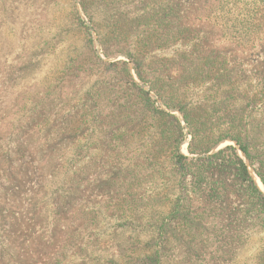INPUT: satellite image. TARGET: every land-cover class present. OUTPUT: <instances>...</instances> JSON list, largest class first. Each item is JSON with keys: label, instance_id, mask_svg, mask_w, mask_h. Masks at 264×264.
Masks as SVG:
<instances>
[{"label": "trees", "instance_id": "16d2710c", "mask_svg": "<svg viewBox=\"0 0 264 264\" xmlns=\"http://www.w3.org/2000/svg\"><path fill=\"white\" fill-rule=\"evenodd\" d=\"M232 1L0 0L9 24L24 17L29 27L36 20L16 73L36 77L45 92L39 103L45 125L13 157L32 141L61 146L67 157L84 143L82 185L94 176L89 183L95 193L113 197L110 203L116 196L120 225L138 218L151 236L148 245L138 246L140 257L126 258L120 250L111 264H196L201 234L214 239L217 253L230 246L227 257L213 255L212 264H234L249 249L246 238L264 233V193L238 151L259 164L264 184V78L255 82L240 66L254 49L256 31L264 38V1L248 9L246 24L241 18L250 36L234 24L232 34L219 28L218 15ZM67 85L71 89L62 97ZM74 100L83 108L64 114ZM175 110L191 135L193 156L180 151L184 126ZM23 133L19 127L6 140ZM227 140L235 145L212 152ZM108 157L117 162L106 171L102 162ZM73 192L60 193L56 214L69 211ZM54 220L48 223L54 226ZM17 248L3 251L2 259L21 264L27 252ZM243 264H264V243Z\"/></svg>", "mask_w": 264, "mask_h": 264}, {"label": "rangeland", "instance_id": "374dc122", "mask_svg": "<svg viewBox=\"0 0 264 264\" xmlns=\"http://www.w3.org/2000/svg\"><path fill=\"white\" fill-rule=\"evenodd\" d=\"M199 1L200 4L204 2V0ZM263 1L233 0L228 3L226 9L221 11L220 16L218 15L217 24L222 25L219 28L232 34L235 30L231 25L234 24L237 30H244L241 18L246 24L251 20L248 9L259 6ZM8 7H11V4ZM1 8L2 5H0V225L3 228H0V264H9L2 259L3 251L8 248L18 249L17 247L20 246L26 248L27 252L22 255L21 264H74L73 262L82 264L83 260H85L83 264H111L110 260L114 255L120 256V250L126 258L140 257L141 251L138 250V246L148 245L151 238L150 232L143 229L144 222L138 218H129L127 227H122L120 222L124 220L118 217L120 206H115L113 203L116 196L110 203L108 201L113 197L104 196L98 191L95 193L93 191L95 188L89 183L94 176H90L82 185L85 179L80 180V177L86 162L82 157L84 143L76 146L75 153L67 157L63 151L65 148L61 146L52 144L43 146L44 144L39 141H32L24 147V151L17 155L18 157H13L17 153V146L25 142L31 134L42 130L45 125L44 115L39 110L40 98L45 92L36 77H21L16 73L18 66L15 62L21 59V46L26 38L27 44L29 41L33 42L31 27H36V20L29 23V27L24 17L9 24L10 18L1 13ZM244 31L248 32V36L251 35L249 29ZM259 33L256 31L257 40H251L254 49L248 54V60L240 65L247 76L253 75L251 79L255 82L264 78V38L261 39L262 34ZM255 42L257 46L254 45ZM101 56L105 61L127 60L125 55H118L112 59ZM132 73L142 84L134 70ZM65 88L62 97H65L71 89L68 85ZM65 100L66 98H63L60 105H63ZM81 108L83 102L74 100L63 113H74ZM173 113L184 126V140L180 144V151L193 156L188 148L191 135L185 120L179 111L175 110ZM19 127L24 131L22 136L14 138L13 142H8L7 136L16 133ZM229 144L235 145L233 141L227 140L212 152ZM238 151L246 161L255 184L264 193V184L256 172L259 164L248 160L239 148ZM102 157L107 159L105 155ZM108 158L102 162L106 171L117 162L113 157ZM58 164L64 165L59 169L61 176H56ZM63 178H67V181ZM69 189L75 191L69 211L64 209L62 213L56 214L60 193ZM2 215L8 217L2 218ZM50 220L52 223L53 220L56 222L54 226L48 223ZM46 225H51L52 229L46 230ZM42 235L46 237L44 240H39ZM261 236L264 237L263 232L253 238L250 236L246 238V249H249L240 251L236 256L239 258L234 264H243L246 258L264 243V239L262 242L259 240ZM7 241L11 247L6 245ZM215 245L213 238L208 240L206 234L199 235L196 246L201 253L196 264H212L213 255L216 259L227 257L223 253L229 250L230 246H224L221 248V253H217L214 250ZM39 246L41 248L37 253L35 250ZM28 255L36 256L39 261L36 259L31 261ZM134 261L139 264L138 259ZM140 264L146 263L141 261Z\"/></svg>", "mask_w": 264, "mask_h": 264}]
</instances>
